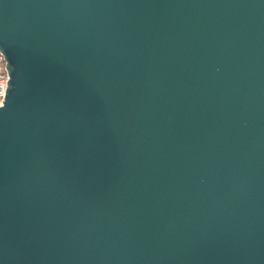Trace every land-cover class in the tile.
<instances>
[{"label": "water", "instance_id": "95a60500", "mask_svg": "<svg viewBox=\"0 0 264 264\" xmlns=\"http://www.w3.org/2000/svg\"><path fill=\"white\" fill-rule=\"evenodd\" d=\"M0 264H264V0H0Z\"/></svg>", "mask_w": 264, "mask_h": 264}, {"label": "snow or ice", "instance_id": "6c2138e0", "mask_svg": "<svg viewBox=\"0 0 264 264\" xmlns=\"http://www.w3.org/2000/svg\"><path fill=\"white\" fill-rule=\"evenodd\" d=\"M5 53L3 51H0V61H3ZM7 85V77H5L3 80H0V98H3L4 89Z\"/></svg>", "mask_w": 264, "mask_h": 264}, {"label": "built area", "instance_id": "2783aa9c", "mask_svg": "<svg viewBox=\"0 0 264 264\" xmlns=\"http://www.w3.org/2000/svg\"><path fill=\"white\" fill-rule=\"evenodd\" d=\"M4 78H5V63L3 59V61H0V80H3ZM4 94H5V89H4ZM4 94H3V98H4ZM3 98H0V104Z\"/></svg>", "mask_w": 264, "mask_h": 264}]
</instances>
